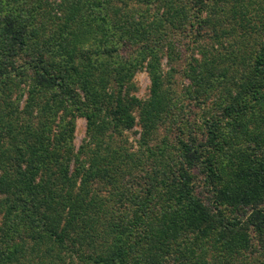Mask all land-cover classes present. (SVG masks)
Masks as SVG:
<instances>
[{
	"label": "trees",
	"instance_id": "trees-1",
	"mask_svg": "<svg viewBox=\"0 0 264 264\" xmlns=\"http://www.w3.org/2000/svg\"><path fill=\"white\" fill-rule=\"evenodd\" d=\"M261 257L264 0H0V264Z\"/></svg>",
	"mask_w": 264,
	"mask_h": 264
},
{
	"label": "rangeland",
	"instance_id": "rangeland-1",
	"mask_svg": "<svg viewBox=\"0 0 264 264\" xmlns=\"http://www.w3.org/2000/svg\"><path fill=\"white\" fill-rule=\"evenodd\" d=\"M184 60L185 58L184 56H182L179 60L173 62H170L167 57H165L163 61L165 71L171 72L172 66H175V68H177L173 80L177 83L178 87H183L185 84L189 83V79L186 78V76H184L182 72L183 67H185ZM134 81L136 85V91L134 92V94L141 99L147 98L149 95L150 84H151L147 71L145 69L139 71L136 74ZM86 127H87L86 119L83 117L78 118L76 133H75V144L77 148L82 144L86 136ZM140 130H141L140 125H136L131 130H128L126 132L129 144L132 145L134 149H136L139 145L138 140L140 138ZM161 131L159 133V139L162 138L163 136V133ZM261 259L262 260L260 262H257L256 264H264V257H261Z\"/></svg>",
	"mask_w": 264,
	"mask_h": 264
}]
</instances>
